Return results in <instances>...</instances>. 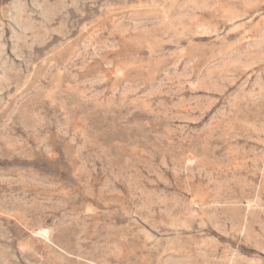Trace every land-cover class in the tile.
I'll list each match as a JSON object with an SVG mask.
<instances>
[{
	"label": "rangeland",
	"instance_id": "obj_1",
	"mask_svg": "<svg viewBox=\"0 0 264 264\" xmlns=\"http://www.w3.org/2000/svg\"><path fill=\"white\" fill-rule=\"evenodd\" d=\"M0 264H264V0H0Z\"/></svg>",
	"mask_w": 264,
	"mask_h": 264
}]
</instances>
